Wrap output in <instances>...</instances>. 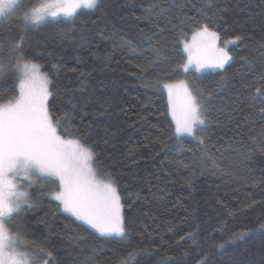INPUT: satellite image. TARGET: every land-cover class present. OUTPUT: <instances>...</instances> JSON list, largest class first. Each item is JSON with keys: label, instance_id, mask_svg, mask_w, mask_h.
Instances as JSON below:
<instances>
[{"label": "trees", "instance_id": "trees-1", "mask_svg": "<svg viewBox=\"0 0 264 264\" xmlns=\"http://www.w3.org/2000/svg\"><path fill=\"white\" fill-rule=\"evenodd\" d=\"M40 1L19 0L0 19L8 65L0 103L19 95L18 55L41 66L50 114L63 135L91 147L97 173L115 184L126 234L101 235L65 212L52 195L56 182L39 176L27 189L31 207L7 224L29 259L264 264V0H98L70 18L26 24ZM205 24L230 42L231 60L183 71L182 39ZM178 80L205 106L195 139L178 137L170 118L162 85Z\"/></svg>", "mask_w": 264, "mask_h": 264}, {"label": "snow or ice", "instance_id": "snow-or-ice-1", "mask_svg": "<svg viewBox=\"0 0 264 264\" xmlns=\"http://www.w3.org/2000/svg\"><path fill=\"white\" fill-rule=\"evenodd\" d=\"M18 2L0 0V19L10 16ZM97 2L45 0L40 6L25 12L23 19L26 24L38 25L48 18H70L78 9H94ZM218 39V34L210 31L206 24L200 27L193 34L192 43L185 41L188 60L178 67L185 71L192 64L198 71L206 66L223 68L231 56L224 48L216 47ZM12 50L20 53L22 42L13 44ZM206 52L212 53L210 61L204 57ZM13 67L20 74L19 95L7 103H0V264H34L27 252L18 250L20 245L26 244L21 235L10 232L6 226L24 205L31 207L29 194L20 190L23 185L17 182L18 178L27 180L29 184L35 175L53 178L54 182H59V191L52 195L65 212L101 235L124 236L121 198L113 182L97 178L91 147L80 139H66L61 133V119L50 114L48 100L51 92L47 74L41 72L40 65L25 60L23 55L16 57ZM7 68L8 65L0 62V74ZM162 86L168 92L176 135L186 134L195 139L197 131H201L206 123L203 102L183 80ZM256 93L261 94V89L257 88ZM259 227L264 230V223ZM238 235L243 236L244 233ZM47 255L51 257V253ZM45 264H50V260Z\"/></svg>", "mask_w": 264, "mask_h": 264}, {"label": "rangeland", "instance_id": "rangeland-1", "mask_svg": "<svg viewBox=\"0 0 264 264\" xmlns=\"http://www.w3.org/2000/svg\"><path fill=\"white\" fill-rule=\"evenodd\" d=\"M45 2V0H42V1H40V2H38L37 4H35L34 5V7L33 8H35V7H38V6H40L42 3H44ZM50 2H55V0H50ZM32 8V9H33ZM31 10V9H30ZM29 10V11H30ZM28 11V12H29ZM47 20V19H46ZM198 29H196L195 31H193L188 37H186V38H183L182 39V49H183V52H184V54H185V61H184V64L185 63H187V60H188V53L184 50V43H185V41H187L188 43H192V37H193V34L197 31ZM210 31H213V32H215L214 30H212V29H209ZM226 42H228V43H226ZM229 44H230V42L228 41V40H226V41H223L222 43H220L219 42V39L216 41V47L217 48H224L226 51H228V46H229ZM204 57H205V59L206 60H211L212 59V53L211 52H206V53H204ZM219 67H214V66H206V67H204V68H202V69H200L199 71L196 69V66H195V64H192V65H190L189 66V69L188 70H194V71H197V72H200V71H204V70H213V69H218ZM182 70L183 71H185L184 70V68L182 67ZM41 72H42V69H41ZM44 73V72H43ZM178 81H181V80H178ZM178 81H175V82H178ZM184 81V80H183ZM164 91H165V93H166V98H167V103H168V109H169V114H170V118H171V120H172V116H171V113H170V106H169V97H168V92H167V90L166 89H164ZM8 102V101H7ZM7 102H3V103H7ZM177 102H179V101H177ZM172 122H173V125H174V129H175V122L172 120ZM198 132V131H197ZM65 136V135H64ZM182 136H184V137H190V136H188V135H182ZM65 138L66 139H69V137H67V136H65ZM71 139V138H70ZM37 178H39V175H35L34 177H33V182L31 183V184H29V182L27 181V180H25V179H23V178H18V180H17V182L19 183V184H22L23 185V187L20 189V190H22V191H27V189L29 190V188H31V190L35 187V183H36V181H37ZM98 179H100V180H108L107 178H105L103 175H101V174H98V177H97ZM103 178H105V179H103ZM56 182V184H57V190L56 191H59V182L58 181H55ZM114 184V183H113ZM114 186H115V184H114ZM60 203V202H59ZM62 206V205H61ZM63 208V207H62ZM83 222V221H82ZM7 226V225H6ZM95 230V229H94ZM96 231V230H95ZM99 233V232H98ZM104 236H116V235H104ZM21 247H25L26 245L25 244H22V245H20ZM18 247V250L19 251H25V250H23L21 247Z\"/></svg>", "mask_w": 264, "mask_h": 264}]
</instances>
